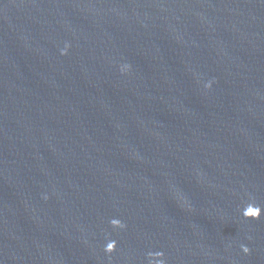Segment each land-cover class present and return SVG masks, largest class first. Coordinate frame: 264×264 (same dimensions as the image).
<instances>
[{
    "label": "water",
    "instance_id": "obj_1",
    "mask_svg": "<svg viewBox=\"0 0 264 264\" xmlns=\"http://www.w3.org/2000/svg\"><path fill=\"white\" fill-rule=\"evenodd\" d=\"M0 264H264V0H0Z\"/></svg>",
    "mask_w": 264,
    "mask_h": 264
},
{
    "label": "clouds",
    "instance_id": "obj_2",
    "mask_svg": "<svg viewBox=\"0 0 264 264\" xmlns=\"http://www.w3.org/2000/svg\"><path fill=\"white\" fill-rule=\"evenodd\" d=\"M246 250V249H245Z\"/></svg>",
    "mask_w": 264,
    "mask_h": 264
}]
</instances>
